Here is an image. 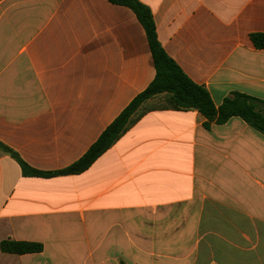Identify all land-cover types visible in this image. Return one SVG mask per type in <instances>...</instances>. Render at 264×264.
<instances>
[{"label":"crops","instance_id":"obj_1","mask_svg":"<svg viewBox=\"0 0 264 264\" xmlns=\"http://www.w3.org/2000/svg\"><path fill=\"white\" fill-rule=\"evenodd\" d=\"M167 56L219 108L264 101V0H138ZM145 26L110 0H0V264H264V135L152 109L78 162L155 80ZM3 242L35 243L13 254Z\"/></svg>","mask_w":264,"mask_h":264},{"label":"trees","instance_id":"obj_2","mask_svg":"<svg viewBox=\"0 0 264 264\" xmlns=\"http://www.w3.org/2000/svg\"><path fill=\"white\" fill-rule=\"evenodd\" d=\"M110 1L131 8L145 26L157 69V76L153 83L138 95L107 128L84 157L70 167L55 173H44L30 168L12 153L18 160L25 176L54 177L83 173L152 109L149 106L150 101L159 95L164 96L158 101L157 108L196 110L207 119L205 124L207 127L212 123L223 125L229 119L239 117L264 135V101L247 95L234 94L227 98L221 107L217 108L208 91L204 87L194 84L167 56L158 40L156 26L149 8L138 0ZM251 40L257 49H264L263 34H253ZM42 249L43 247L40 244L35 243H2V250L13 254L40 253Z\"/></svg>","mask_w":264,"mask_h":264},{"label":"rangeland","instance_id":"obj_3","mask_svg":"<svg viewBox=\"0 0 264 264\" xmlns=\"http://www.w3.org/2000/svg\"><path fill=\"white\" fill-rule=\"evenodd\" d=\"M158 104V101L157 102H155L154 104H152V105H157ZM149 105V104H148ZM150 106V105H149ZM150 107H152V106H150Z\"/></svg>","mask_w":264,"mask_h":264}]
</instances>
